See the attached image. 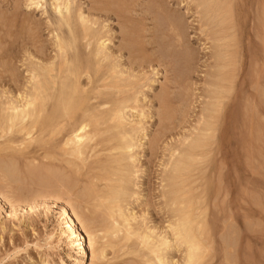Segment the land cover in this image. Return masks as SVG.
Wrapping results in <instances>:
<instances>
[{"label": "rangeland", "instance_id": "374dc122", "mask_svg": "<svg viewBox=\"0 0 264 264\" xmlns=\"http://www.w3.org/2000/svg\"><path fill=\"white\" fill-rule=\"evenodd\" d=\"M46 1L45 8L30 9L27 0H0V104L22 101L36 65L46 66L56 58L48 25L53 9ZM76 2L86 15L98 17L100 30L111 40L112 59L140 79L133 81L130 92H139V101L132 105L138 110L129 109L128 115L143 124L126 209L140 226L171 234L170 224L178 214L173 195L167 192L172 186L173 154L189 149L190 140L206 134L209 120L213 133L195 171L197 181L192 180L210 226L205 231L206 264H264V0H216L221 4L219 18L213 13L215 0L214 8L202 0ZM98 8L106 10L97 13ZM82 83L88 87L87 78ZM5 128L0 137L12 133ZM10 139L20 141L22 135L0 138V264H63L62 260L89 264V248L83 254L77 244L71 246L66 236L61 237L66 231L61 211L71 200L84 220L91 218L95 226L104 222L103 210L98 211L84 189L89 190L90 183L97 190L104 187L99 178L108 168L107 145L90 146L78 172L76 166L68 168L69 158L61 156L62 141L38 143L39 148L32 143L20 150L19 143L8 145ZM46 149L56 155L46 158L50 154ZM134 240L128 243L132 253L139 248ZM122 247L107 251L108 264L142 263L136 253H122ZM182 253V249L172 251L170 258L182 262Z\"/></svg>", "mask_w": 264, "mask_h": 264}, {"label": "bare ground", "instance_id": "6f19581e", "mask_svg": "<svg viewBox=\"0 0 264 264\" xmlns=\"http://www.w3.org/2000/svg\"><path fill=\"white\" fill-rule=\"evenodd\" d=\"M213 1L202 0L204 5L208 4V7H212ZM27 2V6L30 9L34 7L37 9L45 8L47 4L46 0H27ZM224 3L225 1L222 4ZM49 4L52 6L51 10L53 9V17L49 20L48 25L50 26L49 28L52 27L51 34L54 37L57 49L56 58L46 66L36 65L34 73L31 76L30 85L28 84L29 88L25 92V98L22 101L21 99L20 101L15 99L16 101L0 104V131L5 133V127L12 129L10 135H3L0 138L22 135L20 141L10 139L9 144L5 142L8 145H18L17 143H19V149L23 146H28L27 148L29 149L32 143L37 144V146L33 144V146L35 145L34 148H39L41 145L38 143L50 145L53 141H62L63 149L59 151H63L64 155L62 152L61 156L69 158L70 161L68 159V161H65L68 168L69 166L72 168L76 166V169L77 167L79 168L78 172L83 170L81 166H85L83 157L85 151L90 146L93 145L92 147L97 148V146L103 144L107 145L108 168L105 175H100L101 177L99 178L103 184L97 179L98 184L101 183L104 187H100V190H97L98 187H91L92 183H90L88 184V186L90 185L89 190H87L88 187L86 190L84 189L85 192L88 191L86 193L90 197L88 199L96 203L95 206L98 211L103 210L102 213L105 215L101 219L104 222L102 221L103 223H98V225L100 224L99 226H95L97 224L94 223V225L93 221L90 220L91 218L88 219L86 217V220H84L85 217L83 216V218L78 215L74 209V205L71 204V200L64 203L61 211V217L66 225V231L61 233V237L66 236L71 246L77 244L83 251V254L89 248V264H108L110 259L108 260L107 251L109 249L115 251L120 245L121 247L123 246L120 243H125L124 245H126L134 238L135 242L136 240L138 241V251L136 250V252L132 253L131 250L133 251V249L131 248L133 247H130L131 245L128 244L127 248L122 247V253H136L140 257L139 261L141 260V264H206L208 252L206 238H209L208 236L206 237L207 232H205L208 225L206 226L205 218H203L206 210L203 211L199 206L200 203L197 202V194L194 193V188L196 191V182L192 180L197 181L194 178L197 175H195V171L201 163V158L205 155L204 147L207 146L205 142L209 139V135L213 133V129L209 127L211 125L210 121L208 120V125L206 123V129L209 128L206 134L197 136L192 141L190 140L191 143L190 145L188 144L189 149L185 148L187 149L186 151H184L185 149L182 150L183 154L181 151H179V154H173V159L174 156L176 157L173 165H170L173 167V170L172 167L170 168L172 174L169 172L172 189H170L171 187H167L170 190H167V192H171L173 195L171 198H174L173 204H170H176L175 206H177L178 210L175 209L177 211L175 214H178L177 216H173L174 213L172 214L175 220L173 219L174 221L169 227L171 234H166L165 232V234L157 233L154 228L142 227V224L140 226L135 214L128 208V210L126 209V204L124 205L127 202L126 197H131V191H128L130 190L128 188L131 187L128 186H132L130 182L132 183L133 181L131 180L134 176L136 177V156L134 152L139 143L137 135L138 133L139 135L141 134L139 132L141 122L135 121L132 119L134 116L128 115L130 110H138L137 106L134 107L132 105L138 103L139 92L134 93V91L131 95L134 88L133 81L137 80L138 77L136 76L135 78L134 75L133 77L130 73L127 74L128 72L123 71L120 62H115V59H112V54L109 53L111 40L106 35L104 36L102 28L100 30L101 26L98 25V17L95 20V16L93 18L86 15L81 7H77L76 0H50ZM215 5L216 9H214L215 12L213 13L215 14L218 11L222 15V11H219L221 4L216 3L213 6L215 7ZM105 10L98 8L95 11L102 13ZM221 15L218 14L216 17ZM224 19L221 20L222 23ZM103 30L105 29L103 28ZM225 42L222 41L221 44ZM86 78L88 79L89 88L85 87L82 83V80ZM129 93L131 96L128 97ZM121 95L124 96L121 97ZM20 96L18 97L20 98ZM219 102L222 103L220 100ZM220 103L218 104L219 106H221ZM141 117L144 118L143 116ZM213 118L216 119V117ZM128 126L129 128H127ZM5 143L4 145H6ZM12 149L13 147H11ZM19 149L17 148L16 150ZM46 151L51 154L53 150L48 151L46 149ZM0 152L3 153V150H0ZM50 154H46V158L56 155L55 153L54 155L51 154L52 156ZM67 162L72 164L70 165ZM13 164L17 165V162L15 161ZM36 168L33 170L36 171ZM63 173L66 172L63 171ZM170 181L167 178V182ZM256 199L255 201L258 202ZM79 226L84 229L86 236L80 233ZM208 227L210 228V226ZM181 249L184 252V254L182 253L184 257L182 262L170 258L172 251ZM126 256L128 257L129 255ZM115 257L117 258L116 255ZM121 258H123L122 255ZM62 263L65 264L64 260H62Z\"/></svg>", "mask_w": 264, "mask_h": 264}]
</instances>
